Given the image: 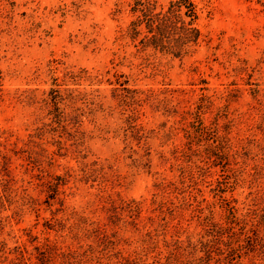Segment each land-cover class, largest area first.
Masks as SVG:
<instances>
[{"label": "rangeland", "instance_id": "obj_1", "mask_svg": "<svg viewBox=\"0 0 264 264\" xmlns=\"http://www.w3.org/2000/svg\"><path fill=\"white\" fill-rule=\"evenodd\" d=\"M176 1L0 0V83L4 89L0 101V151L5 150L2 144L6 139L13 143L50 123L47 111H42L44 104L39 101L44 97L43 92L52 86L54 78H61L64 74L68 75L67 88L76 90V94L86 93L88 100L95 103L98 96L106 107L114 108L115 113V118L105 119L102 115L84 112L82 106L88 100H80L74 105L79 108L75 110L76 114L69 111L67 129L62 135L70 152L69 156L61 159V166L57 169L59 176L68 171L62 177L67 183L62 186V197L57 203L47 210L44 209L47 202L41 204L40 218L31 207L21 209L20 206V194L23 195L26 189L32 194L34 191L33 196L42 200L41 203L46 198V194H38L36 189L38 171H32L33 177L22 174V165L30 163L25 160L29 158L28 154L17 152L13 155L9 176L4 175L5 171L0 167V195L4 193L2 183L7 180L14 191L12 200H15L12 205L6 202L7 209L1 213L8 216L11 222L4 227L3 233L0 232V263L3 255L14 256L11 251L17 243L30 242L33 238L29 236L30 232L33 236L37 233L41 237L44 235L45 220L52 216L50 210L61 208V200L66 216L73 214L75 222L81 216L82 220L87 218L92 223L89 231L83 229L80 232V242L67 238L61 245L62 252L72 253L74 257L68 258V261L74 259L76 264L117 263L118 259L112 253L116 249L128 251L127 243H132L138 236L121 231L125 229L122 226L117 236L112 235V239L119 244L110 251L109 257L104 254V245H97V239L102 236L99 233H104L102 227H106L103 224L110 223V228L106 230L109 239L111 233L114 231L115 234L117 230L101 210L103 204L97 201L96 194L101 187V178L97 177L99 169L105 167V186L123 199L146 198L149 202L154 184L160 179L180 185L181 167L186 163L183 159L177 160L174 150L181 145L178 137L182 138L188 132L182 130L179 120L183 116H176L175 110L182 115L189 111L185 115L188 121L190 119L199 126L205 124L206 136L211 141L220 134L229 143L226 145L228 158H208V155L202 165L205 168L203 171L199 167L194 168L193 192L197 194L201 187L203 197L200 196V199L205 200L201 204L202 212L195 201L185 208V215L192 212L195 216L192 224L196 225L197 219L207 214L208 204L215 206L219 213L217 220L221 222L225 221L223 215L226 211L228 215V209L245 207L246 210L263 212L264 0H188L186 5L192 3L198 14L195 25L202 33L199 42L187 43L182 51L185 57L176 56L179 55V48L165 44L161 49L165 54L158 55L148 71L134 82L130 75V62L125 58L126 46H119L125 43L122 33L128 31L133 20L142 17L143 8L153 7L154 13L162 15ZM134 9H137L136 13ZM186 19L190 23L185 31L188 38L193 25L190 17ZM143 21L145 25L146 20ZM130 34L132 40H125L130 43L127 47L129 53L140 49V39L149 33L144 26L137 40L135 33ZM134 83L157 94L168 88L196 89L197 97L205 94L211 101V109L202 123L198 118L197 100L193 105L179 108L171 102L167 108L162 104L163 94H160L153 105L147 100L146 104L138 107L139 122L147 130L160 131L163 128L174 136L167 142L163 141L161 133L151 139V168L144 166L147 157L140 159L126 148L122 140L123 132L119 128L118 119L124 120L130 113L125 100L127 88ZM117 87L119 89L114 92ZM15 92H18L19 99H10L8 94ZM28 96H33L30 105L26 100ZM79 113L82 115L78 116ZM60 131L53 134L54 138L46 137V140H57ZM49 149L54 150V147L49 146ZM178 156L182 157V153L179 152ZM235 174L241 176L238 184L233 182ZM219 181L223 184L219 185ZM217 188L219 198L215 197ZM181 189L179 196L190 199L187 189ZM73 222L71 219L70 224ZM97 222H100L99 227L102 226L100 230ZM248 226L249 233L258 228L255 225L252 227L251 223ZM262 236L264 227L261 228ZM241 244H246V240ZM4 246H7L6 250H2ZM255 248L250 252L247 249L244 251L241 264H264V240ZM166 250L163 249L162 254ZM154 260L149 259L152 263ZM60 261L57 260V263L60 264ZM68 261L61 264H71ZM160 261L162 264L166 262L163 259Z\"/></svg>", "mask_w": 264, "mask_h": 264}, {"label": "trees", "instance_id": "obj_2", "mask_svg": "<svg viewBox=\"0 0 264 264\" xmlns=\"http://www.w3.org/2000/svg\"><path fill=\"white\" fill-rule=\"evenodd\" d=\"M187 1L178 0L174 2L162 15L154 13L153 7H145L142 9V17L133 20L130 23L128 31L122 33L121 37L127 41L132 40L131 32L135 33V40H137V36L144 26L149 33L147 34L148 36L140 39L142 40L141 48L134 52H128L127 47L130 45L129 42L123 40L125 42L123 45L118 44L119 46H126L125 50L127 53L125 54V58L130 62V75L134 82H137L139 75L148 71L150 64L158 58V55L165 54L161 50L165 44L177 47L182 52L187 43L199 42L202 33L195 25L198 20V14L192 3L186 5ZM133 12L136 13L137 9H134ZM187 17H190L191 25H193L190 29L191 35L188 38L185 33L188 30V25H190L186 19ZM144 19L146 20L145 25ZM180 52L177 53L179 55H176L174 52L172 53L174 56H186L184 52ZM137 61L139 63L135 64ZM67 77L68 75L64 74L61 78H54L52 86L43 92L42 95L44 97L39 101L44 104L42 111H47L46 114L49 115L47 116V120H50V123L47 122L44 124V129L38 127L36 132H30L26 137L18 138L13 143L9 139H6L3 142L5 144H2L5 150L0 151V167H3L5 171L4 175H10L13 155L17 154V152L27 153L29 157L25 159L30 162L29 165H22L24 167L23 175H32L33 177L32 171H38L39 184L36 189L39 191L38 194H46L45 201L41 203L42 200L33 196L35 195L34 191L32 194L28 192V189L23 191V195L20 194L21 201L19 200L21 202V209L31 207L32 210L36 211L38 217L42 210L41 204L47 202V207L44 208L47 210V208H50L53 203H57L62 197V186L67 183L62 177L68 171L65 172L64 176H59L57 169L61 166V159L69 156L70 152L62 134L67 129L66 120L68 115H70L69 111L71 110L75 113V110L78 111L79 108H75L74 105L80 100H88L86 93L76 94V90L66 87L69 84ZM137 86L138 83H134V86L127 88L128 94L125 101H127V105L130 107H128L130 113L126 115L124 120L120 118H116V120H119V128L123 132L122 140L126 144V148H129L128 150L136 154L140 159H144V156L147 157L144 166L151 168V139L156 138L161 133V135L163 134V141L167 142L174 136L171 133H166L163 128L160 131L147 130L139 122L140 114L138 107L140 105L142 106L143 103L146 104L148 102L147 100H149L150 105H153L155 100L160 97V94H163L161 98L163 101L162 104L167 108H169L171 102L176 105L175 108H179L183 105H193V102L197 100L198 118L202 123L211 109V101L208 95L205 94L197 97L195 95L196 89H182L180 87L176 89L168 88L167 90L161 91L160 94H157L154 90L141 89ZM117 89L119 88L114 89V92ZM17 93H9L8 95L10 99L17 100L19 99ZM3 94L4 89L0 83V101L3 99ZM144 97L145 101L143 102ZM114 98L115 95L113 93L112 99ZM32 99L33 96L26 98L29 105ZM141 101L142 103H140ZM82 107L84 112H90L93 115L96 113L102 115V117L104 116L105 119H107L106 117L111 119L115 118L114 108H110V106L106 107L99 100L98 96H96V103L88 100ZM188 113L189 111L182 115L179 111L175 110L176 116H183L179 120L182 130L188 132L186 136L182 138L178 137L177 140L181 141V145L176 147V151L174 150L177 160L183 159L186 163L181 167L183 169L180 171V173L182 172L180 174V185H176L174 181L166 182L160 179L154 184V191L149 202L146 198L138 200L123 199L118 193L105 186V179L107 178V173L104 172L105 167L99 169L97 177L101 178V187L96 194L97 201L98 204H103L101 210L107 215V221L115 225L117 230H115V234L114 231L111 233V239H109L107 236L109 233L106 230L108 227L110 228V223L103 224V226H106L103 228L101 225L99 227L100 222H97L98 229L100 230L102 227L104 230V233H99L102 236L97 239V245L102 246L103 244L106 250L104 254L109 257L108 255L111 254L110 251L114 250L119 244L112 237H115L119 233L122 226L126 230L122 229L121 231L131 232L138 236V239L132 243H127L128 251L116 249L112 253L113 257L118 259V262L113 264H162L161 259L166 260L165 264H241V258L245 254L244 251L246 249L249 252L255 250L256 244L264 240L263 236V239L261 238V228L264 227V209L262 213L254 210H246L245 207H237L236 210L228 209V215L227 211L223 215L225 221L221 222V220H217L219 213L215 206L208 204L207 214L199 217L196 225H193L191 221L195 217L192 212L188 216L185 215V208L187 206L190 207L192 201L197 203L196 205L200 212L203 211L201 204L205 199H200V196L203 197L201 187L197 194L193 192L194 168L199 167L203 171L205 168L202 165L206 162L208 155V158L219 156L222 159L228 158V152H226L228 147L226 145L229 144L226 142L225 136H221L220 134L214 136L213 141L207 138L204 129L205 124L202 123L199 126L190 119L188 121L185 117ZM81 115L82 113H79L78 116ZM48 125H52L53 128L47 129L46 127ZM59 130H61V135H58L57 140L52 142L46 140V137L50 139L54 138L53 134ZM12 145L13 147L11 149ZM49 146L54 147V150H50ZM189 150L192 152H189ZM179 152L182 153V157L178 156ZM240 177L238 174H235L233 182L237 184L241 182ZM196 184L199 186L198 183ZM221 184L223 183L219 181V185ZM2 185L4 193L0 195V232L3 233L4 227L11 222V219L8 216H3L1 213L7 209L5 207L6 202L12 205L15 203V200H12L11 194L13 195L14 191L11 190L7 180ZM182 187L185 190L187 189L191 195L190 199L179 196ZM218 188L216 189L217 194L215 197H218ZM189 200L191 203H189ZM59 204L61 208H57L55 211L50 210L52 216L45 220L44 235L41 237L37 233L33 236L32 232H30L29 236L33 237L30 239V242L27 241L23 244L17 243L12 248L13 251H11V254L14 256L10 257L8 254L3 255L4 259H2L0 264H59L57 263L59 259L61 260V264L65 263V261L67 263L68 258H74L71 255L72 253L62 252L61 245L65 243L67 238L80 242V232L83 229L89 231V226L92 223H89L87 218H83L82 220L81 216H78L75 222L73 214L71 216L65 215V207L62 200ZM60 213H62L61 216L59 215ZM145 213L149 214L145 215ZM163 213L166 215H163ZM71 219L74 222L70 224ZM249 223H251L252 227L253 225L258 227L252 233L251 231L250 233L247 232ZM8 234H11V232ZM242 237L245 239H241ZM245 240L246 244L242 245L241 243ZM6 248L7 246H4L2 250H6ZM163 249H167L164 254H162ZM96 253H98V247H96ZM99 258L100 262L103 256ZM150 258L155 259L153 263L149 261ZM68 262L76 264L74 263V259Z\"/></svg>", "mask_w": 264, "mask_h": 264}]
</instances>
